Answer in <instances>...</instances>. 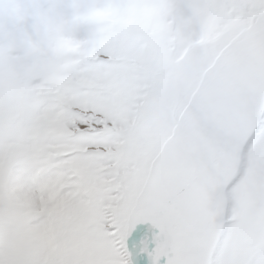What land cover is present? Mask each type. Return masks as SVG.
Masks as SVG:
<instances>
[{
	"label": "snow or ice",
	"instance_id": "obj_1",
	"mask_svg": "<svg viewBox=\"0 0 264 264\" xmlns=\"http://www.w3.org/2000/svg\"><path fill=\"white\" fill-rule=\"evenodd\" d=\"M131 2L49 6L80 17L64 120L51 154L12 167L25 187L0 219V264H129L145 223L151 264H264V0H163L157 51L133 36L116 56L90 12ZM41 229L48 243L21 249Z\"/></svg>",
	"mask_w": 264,
	"mask_h": 264
},
{
	"label": "rangeland",
	"instance_id": "obj_2",
	"mask_svg": "<svg viewBox=\"0 0 264 264\" xmlns=\"http://www.w3.org/2000/svg\"><path fill=\"white\" fill-rule=\"evenodd\" d=\"M72 2L0 0V219L5 222L10 209L23 200L25 185L12 175L15 161L51 154L45 141L62 130L67 101L59 89L70 83L63 79L76 45L70 24L80 17L68 18L49 6ZM166 15L163 0H132L118 8L91 11L89 18L97 26L100 47L119 56L133 36L146 38L147 47L156 52L169 30ZM223 17L219 9L202 17L205 40L219 35ZM156 231L150 224H139L133 233L136 239L131 242L129 236V264H151ZM47 243V232L41 229L24 238L20 247Z\"/></svg>",
	"mask_w": 264,
	"mask_h": 264
},
{
	"label": "bare ground",
	"instance_id": "obj_3",
	"mask_svg": "<svg viewBox=\"0 0 264 264\" xmlns=\"http://www.w3.org/2000/svg\"><path fill=\"white\" fill-rule=\"evenodd\" d=\"M138 227H139V224L135 226L134 231H135V230H138ZM134 231H132V235L130 234L131 242H133V239H136L135 236L133 235ZM138 232H139V231H138ZM139 240H140V239H139ZM142 240H143V239H142ZM140 241H141V240H140ZM131 242H130V243H131ZM135 250H136V248H135ZM136 251H137V250H136ZM134 262H135V261H134ZM146 264H150L149 261H148Z\"/></svg>",
	"mask_w": 264,
	"mask_h": 264
},
{
	"label": "water",
	"instance_id": "obj_4",
	"mask_svg": "<svg viewBox=\"0 0 264 264\" xmlns=\"http://www.w3.org/2000/svg\"><path fill=\"white\" fill-rule=\"evenodd\" d=\"M20 93H23V91H20ZM128 247L131 248L130 242H128Z\"/></svg>",
	"mask_w": 264,
	"mask_h": 264
}]
</instances>
